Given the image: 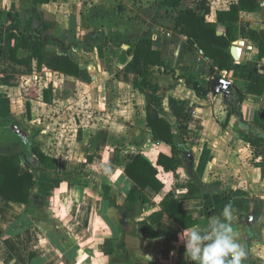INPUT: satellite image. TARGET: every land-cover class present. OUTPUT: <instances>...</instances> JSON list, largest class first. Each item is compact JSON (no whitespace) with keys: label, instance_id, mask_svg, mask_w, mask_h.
<instances>
[{"label":"crops","instance_id":"crops-1","mask_svg":"<svg viewBox=\"0 0 264 264\" xmlns=\"http://www.w3.org/2000/svg\"><path fill=\"white\" fill-rule=\"evenodd\" d=\"M232 5L237 36L227 47L213 44L230 55L221 68L175 31V20L192 10L221 36L228 22H218V13ZM12 29L26 36L25 46H17ZM263 32L264 0H0V153L19 156L21 172L35 167L26 203L0 192V264H198L185 253V228L161 209L168 192L196 220L191 227L231 203L244 264H264V141L249 137L222 96L210 92L214 76L229 80L234 92L264 79ZM146 40L162 63L152 68L155 91L140 85L126 53ZM237 40L241 53L234 60L230 47ZM13 48L17 58L30 59V71L11 57ZM61 54L78 64L77 77L57 71ZM183 76L198 80L206 95L198 96ZM240 114L264 134V83L246 93ZM155 117L169 122L192 155L196 178L183 153L175 172L157 165L171 146L152 138L148 120ZM37 118L43 126L35 135L24 126ZM33 146L55 160L53 168L36 166ZM137 154L156 168L161 189L147 186L129 202L138 187L123 170ZM192 179L202 195L187 194Z\"/></svg>","mask_w":264,"mask_h":264},{"label":"trees","instance_id":"trees-1","mask_svg":"<svg viewBox=\"0 0 264 264\" xmlns=\"http://www.w3.org/2000/svg\"><path fill=\"white\" fill-rule=\"evenodd\" d=\"M36 2H48L50 0H33ZM237 6H230L228 11H221L218 13V22H228L226 27V33L221 36L215 34V24L205 22L202 16L195 14L192 10H187L178 14L175 20V31L181 35H185L189 38V44H197L203 51L204 55L210 59H219V67H224L227 61L230 59V55L224 52L220 48L213 46L215 42L221 43L222 47H227L232 40L237 36L238 23L236 18ZM11 34L15 40L17 46L26 45V36L15 29L11 30ZM263 44L261 43L259 49V57L264 56V32L262 33ZM44 42L39 40L38 43V58L37 65L40 66L42 60V50ZM16 49V48H15ZM15 49L11 51V57L21 63H27L30 71L29 58L19 59L15 54ZM1 53V50H0ZM126 53L131 56L132 65L137 70L139 75L140 85L145 89H151L155 91L157 86L151 80L152 68L154 66H162L159 58V52L152 49L151 43L146 40L144 42H137L131 45ZM56 69L64 75H70L77 77L79 75L78 64L72 60L68 55L61 54L56 57ZM185 82L191 85L195 93L204 97L208 89L203 88L200 82L196 79H190L186 76ZM264 79L258 78L255 84L250 83L246 91H233L231 98L234 103L227 104V108L231 114H235L236 111L240 113V103L245 98L246 93H251L257 86H262ZM52 94V86L49 85L43 90L44 99L50 101ZM160 105V103H159ZM26 108L29 110V102H26ZM238 117V116H237ZM148 125L151 130L152 138L154 140L163 141L171 146V155L167 156L162 153L159 154L157 159V165H160L166 171L175 172L180 166H183L181 154L187 150V148L180 142L175 140L176 134L172 131L171 125L167 120L162 117H155L148 120ZM264 132V129H263ZM262 140V139H261ZM263 141V140H262ZM31 153L35 157L36 166H44L45 168L54 167V159L48 155H45L38 146L31 148ZM264 157V150L262 151ZM32 167L30 170L21 172V163L19 156L12 154L0 153V192L5 195L9 200L17 203H26L29 198L30 189L33 186L34 172ZM124 173L129 177L136 185L137 189H132L127 195L129 202L139 200L140 191L147 186L153 187L156 191L161 189V183L155 179L156 168L152 166L142 155L137 154L134 158L126 164L124 167ZM188 195H202L201 189L198 184L192 179L188 185ZM218 193V192H217ZM225 193V192H224ZM137 196V199H136ZM162 211L171 218L176 224L182 228H188L196 223L195 219L191 216L181 212L178 199L173 197L171 192H168L160 202ZM206 210V208H205ZM240 216L244 214L239 213Z\"/></svg>","mask_w":264,"mask_h":264},{"label":"clouds","instance_id":"clouds-1","mask_svg":"<svg viewBox=\"0 0 264 264\" xmlns=\"http://www.w3.org/2000/svg\"><path fill=\"white\" fill-rule=\"evenodd\" d=\"M110 171V167L104 169L105 174ZM233 221V208L228 203L206 224L185 228L180 239L190 260L198 264H244L247 253L237 240Z\"/></svg>","mask_w":264,"mask_h":264},{"label":"water","instance_id":"water-1","mask_svg":"<svg viewBox=\"0 0 264 264\" xmlns=\"http://www.w3.org/2000/svg\"><path fill=\"white\" fill-rule=\"evenodd\" d=\"M241 45L242 41L237 40L234 41L230 47V54L234 60H239L240 53H241ZM232 89H235L234 85L227 79L220 77V76H214L211 79L210 82V92L212 95H221L223 98V101L225 104L234 103L233 98H231V95L233 93ZM238 116V123L239 125L245 129L248 136L251 138H262L264 141V134L262 132L254 133L253 127L250 123L246 122L241 114L236 111L235 113ZM15 129L16 127L13 126ZM18 132V131H17ZM19 134H22L21 132H18ZM183 160L185 161L187 165V170L192 178H196L193 174V164H192V155L189 152H183ZM244 223L249 229L252 225V215L247 214L244 218Z\"/></svg>","mask_w":264,"mask_h":264},{"label":"rangeland","instance_id":"rangeland-1","mask_svg":"<svg viewBox=\"0 0 264 264\" xmlns=\"http://www.w3.org/2000/svg\"><path fill=\"white\" fill-rule=\"evenodd\" d=\"M161 17H163L164 18V15H161ZM37 124L36 125H34V124H26L24 127L26 128V129H28L29 130V132H31L32 134H38L39 132H40V130L42 129V126H43V124L42 123H39V121H41V120H38V118H37ZM22 135V134H21ZM24 136V135H23ZM22 136V137H23ZM27 137V136H26ZM24 138H25V136H24Z\"/></svg>","mask_w":264,"mask_h":264}]
</instances>
